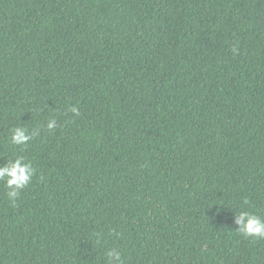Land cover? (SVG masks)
I'll return each mask as SVG.
<instances>
[{
	"label": "trees",
	"instance_id": "16d2710c",
	"mask_svg": "<svg viewBox=\"0 0 264 264\" xmlns=\"http://www.w3.org/2000/svg\"><path fill=\"white\" fill-rule=\"evenodd\" d=\"M17 156L36 172L15 207L0 181V264H264L234 223L264 217V0H0Z\"/></svg>",
	"mask_w": 264,
	"mask_h": 264
},
{
	"label": "clouds",
	"instance_id": "9594fccd",
	"mask_svg": "<svg viewBox=\"0 0 264 264\" xmlns=\"http://www.w3.org/2000/svg\"><path fill=\"white\" fill-rule=\"evenodd\" d=\"M233 51L235 52L236 50L233 49ZM69 111L74 115L80 114L76 105L69 106ZM46 127L49 131L56 129V119H49ZM40 131V128H34L29 131L25 127H14L11 129L10 142L16 146L26 145L34 137H38ZM35 172L32 161L24 156H17L14 160H7L3 166H0V181H3L5 187L9 189L7 197L13 207L16 206V201L19 199L22 190L31 183ZM234 223L238 226L236 231L245 238L253 240L264 239V217L247 210H241L235 214ZM115 234L119 235V233ZM104 255L107 259V264H124L121 253L116 249H110Z\"/></svg>",
	"mask_w": 264,
	"mask_h": 264
}]
</instances>
